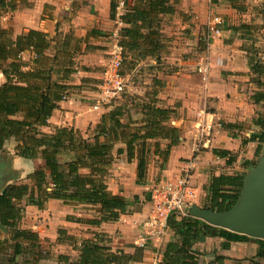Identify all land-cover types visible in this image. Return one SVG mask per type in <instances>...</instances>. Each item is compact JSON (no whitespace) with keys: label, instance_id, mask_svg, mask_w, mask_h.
<instances>
[{"label":"crops","instance_id":"1","mask_svg":"<svg viewBox=\"0 0 264 264\" xmlns=\"http://www.w3.org/2000/svg\"><path fill=\"white\" fill-rule=\"evenodd\" d=\"M122 1H126L129 8L136 3V0ZM14 3L15 9L0 18V26L8 29L13 37L37 30L52 38V45L58 43L62 47L64 42H69L68 48L74 50L78 70L69 81L73 88L68 98L53 111L48 126L42 127V131L73 127L83 135L93 137L102 116L116 107L124 113L121 122L126 125V130L143 127V106L150 101L156 107L175 112L163 123L166 127L164 133L145 140L148 162L143 183L136 182L141 141L136 142L131 160H128L126 152L117 153V149H125V142L131 133L128 132L127 137L122 139L119 137L114 143V162L105 182L112 194L122 195L131 202L135 196L138 197L130 214L121 215L116 221L91 226L67 219L68 216L92 218L95 215L82 205H65L52 199L39 209L26 205L22 200L18 204L23 208L20 227L36 232L40 244L43 235L34 229L35 221L28 214L44 215L60 204L62 215L50 237L58 251L54 264H63L57 260L58 255H68L71 261H76L79 256V251L74 250L72 245L58 242L59 229L66 230L79 241L101 234L102 244L129 255H134L137 248L143 249L141 259L128 264H160L166 244L171 240L178 241V236L168 227L160 235L145 234L146 227L142 223L150 216L151 187L162 179L176 181L188 170L194 189L190 206L203 208L209 203L206 189L213 177L242 176L244 185L252 168L264 157V144L256 154L257 136L261 131L253 122L254 117L264 113V73H252L248 63L253 40L258 46L264 35L260 5L253 0L241 3L237 0L236 5L244 7L240 10L226 0L171 2L174 12L162 16L161 20L165 50L160 59L138 60L136 53L126 52L122 62L126 80L124 97L114 106L94 110L92 107L98 98L96 84L101 80L111 44L119 37L123 25L119 23V16L126 7L118 8L115 18H112V0H14ZM213 16L221 19L218 24L220 34L215 35L207 28ZM52 53L49 52L50 55ZM29 57V52L22 53L24 61ZM130 60L134 61L131 69L126 63ZM204 68L206 73L199 71ZM4 82L0 72V85ZM167 127L177 129L178 138L177 133H171ZM175 138L178 142L166 152ZM16 145V139L10 138L0 150V164L10 159L11 163L4 167H8L9 172H15L12 182H0V193L8 184L27 182L26 176L41 164L40 160L27 159L36 161L37 165L30 171L29 164L24 165L27 169L19 170L17 167L20 168L26 158L16 154ZM231 157L234 160L227 163ZM85 211L90 215L86 216ZM0 230L3 238L7 230L1 223ZM224 241L222 237L212 236L195 243L193 250L198 256V264H249L250 257L258 248V243L254 241L231 242L226 248L222 247ZM142 243L145 245L141 246ZM25 246L24 254L16 257L18 264H50L51 253L50 257H41L39 246Z\"/></svg>","mask_w":264,"mask_h":264},{"label":"trees","instance_id":"2","mask_svg":"<svg viewBox=\"0 0 264 264\" xmlns=\"http://www.w3.org/2000/svg\"><path fill=\"white\" fill-rule=\"evenodd\" d=\"M177 1L136 0L132 8L124 2L125 11L119 16L123 24L119 30V44L123 50L119 72L122 76V62L125 61L126 52L136 53L138 60L160 59L165 50L161 33L162 16L172 14L173 4ZM226 1L233 8H244L241 4L236 5L237 0ZM117 6V0H112V18L117 14ZM14 9V0H0V18ZM52 42L53 39L41 31L29 30L13 37L8 29L0 26V72L5 78V82L0 85V150L8 139L15 138L18 156L41 161L26 176L27 182L8 184L0 193V223L7 230L3 238L0 230V264H18L16 257L24 254L27 248L25 244L30 248L39 246L38 234L20 227L23 208L18 204L22 200H25L26 205L39 209H43L52 199L60 200L65 205H82L91 209L95 215L92 218L68 216L67 219L91 226L116 221L121 215L130 214L138 197L135 196L131 202L122 195L112 194L107 190L105 182L114 162V143L119 137H127L130 132L125 149L119 148L117 153L126 152L128 160H131L135 154L136 142L141 141L136 181L141 184L148 162L145 140L164 133L166 127L163 123L175 114L170 109L156 107L150 101L143 106V127L126 130V125L121 122L124 113L120 107H116L102 116L101 124L93 137H87L73 127L42 131V127L48 126L53 111L70 95L73 86L69 81L78 70L74 50L67 46L70 45L69 42H64L62 47L56 42L52 45ZM26 51L30 53V57L24 61L22 53ZM258 51L253 40L248 63L252 73L261 75L264 67L258 59ZM126 63L131 69L134 61ZM99 83L100 81L96 86ZM124 92L121 98L124 97ZM118 102L113 101L110 106ZM253 122L261 131L257 136L259 144L256 154H259L264 144V113L254 117ZM167 129L171 133H177L178 138L177 129ZM143 130H146L145 133H140ZM177 138L171 141L166 152L178 142ZM153 152L155 154L156 150ZM233 160L234 157H231L227 163ZM242 186V176L213 177L206 189L209 203L203 209L219 212L230 210L239 199ZM167 227L178 236V241L171 240L166 244L160 264H198L194 244L212 236L222 237L225 240L222 247L226 248L231 242L258 243L249 264H264V240L209 225L193 217L189 211L186 215L172 214L168 218ZM57 240L70 244L74 250L79 251L76 261H71L68 255H58L57 260L63 264H128L141 259L143 252V249L137 248L134 255H129L120 250H112L101 243V234H95L93 239L79 241L67 234L66 230L59 229ZM216 259L223 260L224 257Z\"/></svg>","mask_w":264,"mask_h":264},{"label":"built area","instance_id":"3","mask_svg":"<svg viewBox=\"0 0 264 264\" xmlns=\"http://www.w3.org/2000/svg\"><path fill=\"white\" fill-rule=\"evenodd\" d=\"M253 1L262 5V15L264 18V0ZM123 6L124 2L122 0L118 1L117 9ZM119 23L122 24L120 20ZM220 23V17L213 16L207 24L209 32L215 35L220 34L221 31L218 28V24ZM116 38L108 51L102 77L97 86L98 98L93 104L92 108L94 110L110 106L126 89V80L119 72L123 50L119 44V37ZM258 49V59L264 67V35L260 38ZM199 71L206 73L207 69H199ZM193 197L194 189L190 184L188 170H185L176 181L162 179L151 187L149 199L151 207L150 216L142 223L143 227H146L145 234L160 235L167 228L168 218L172 214L186 215L190 211V202ZM144 245V243L141 244V246Z\"/></svg>","mask_w":264,"mask_h":264},{"label":"water","instance_id":"4","mask_svg":"<svg viewBox=\"0 0 264 264\" xmlns=\"http://www.w3.org/2000/svg\"><path fill=\"white\" fill-rule=\"evenodd\" d=\"M189 212L209 225L264 240V157L245 178L239 199L230 210L219 212L192 205Z\"/></svg>","mask_w":264,"mask_h":264},{"label":"rangeland","instance_id":"5","mask_svg":"<svg viewBox=\"0 0 264 264\" xmlns=\"http://www.w3.org/2000/svg\"><path fill=\"white\" fill-rule=\"evenodd\" d=\"M240 1L244 2V0H239V2ZM256 5L259 6V4H256ZM96 90H97V88H96ZM125 91H126V89H125ZM120 96H122V95H120ZM120 96L118 97L119 99L117 98L114 101H119L121 98ZM23 161L24 162L21 164V167H20L21 169L19 167H17L19 170H24L23 168H25L24 165H26V164L31 165V168L28 171H30L32 168H34L37 165L36 161L31 162L27 159H23ZM10 163H11V160L8 159L5 163L0 164V182L1 183H4V184L10 183L15 178L14 177L15 172H9L8 167H4L5 165H8ZM27 168H25V169H27ZM60 211H61V206H60V204H57V205L53 206V208L44 215H40V214H36V213H29L28 214V216L32 217V219L35 221V223H34L35 228L34 229L38 230L43 235V238L41 239V242L39 244V255H41V257H48V256L50 257V253H51V257L48 260V263H50V264H54L56 262V255L58 252V251H56L57 246L55 245V243L51 242L50 237L52 235V232H53L55 225L58 224V221L60 220L59 217L62 215V213H60ZM73 213H77V212L75 210H73ZM87 213H89V214H87ZM91 213H93V212H91ZM85 215L86 216L90 215V212L85 211ZM83 216H84V214H83ZM78 231H81V230H78ZM88 231L90 232V230H88Z\"/></svg>","mask_w":264,"mask_h":264}]
</instances>
